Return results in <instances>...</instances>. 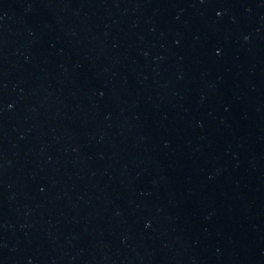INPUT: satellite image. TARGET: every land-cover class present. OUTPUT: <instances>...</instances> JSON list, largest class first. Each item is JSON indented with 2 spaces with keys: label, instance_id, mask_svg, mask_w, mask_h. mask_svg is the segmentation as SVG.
I'll return each instance as SVG.
<instances>
[{
  "label": "water",
  "instance_id": "1",
  "mask_svg": "<svg viewBox=\"0 0 264 264\" xmlns=\"http://www.w3.org/2000/svg\"><path fill=\"white\" fill-rule=\"evenodd\" d=\"M0 264H264V0H0Z\"/></svg>",
  "mask_w": 264,
  "mask_h": 264
}]
</instances>
